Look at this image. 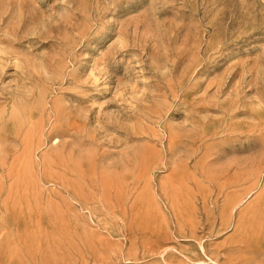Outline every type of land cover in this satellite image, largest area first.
Here are the masks:
<instances>
[{
	"label": "rangeland",
	"instance_id": "1",
	"mask_svg": "<svg viewBox=\"0 0 264 264\" xmlns=\"http://www.w3.org/2000/svg\"><path fill=\"white\" fill-rule=\"evenodd\" d=\"M0 264H264V0H0Z\"/></svg>",
	"mask_w": 264,
	"mask_h": 264
},
{
	"label": "bare ground",
	"instance_id": "2",
	"mask_svg": "<svg viewBox=\"0 0 264 264\" xmlns=\"http://www.w3.org/2000/svg\"><path fill=\"white\" fill-rule=\"evenodd\" d=\"M28 142H29V141H28ZM25 145H26V143H25ZM28 145H29V144H28ZM24 147H25V146H24ZM22 151H23V150H22ZM28 152H29V151H28ZM26 154H27V153H26ZM26 157H28V156H26ZM50 180H51V179H50ZM53 180H54V179H53ZM53 180H52V181H53ZM55 182H57V181H55ZM58 185H59V183H58Z\"/></svg>",
	"mask_w": 264,
	"mask_h": 264
}]
</instances>
